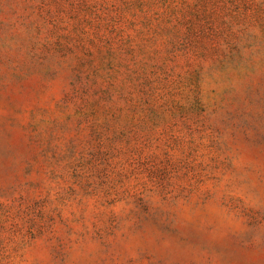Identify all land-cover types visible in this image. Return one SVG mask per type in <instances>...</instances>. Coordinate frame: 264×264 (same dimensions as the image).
Instances as JSON below:
<instances>
[{
	"label": "rangeland",
	"instance_id": "374dc122",
	"mask_svg": "<svg viewBox=\"0 0 264 264\" xmlns=\"http://www.w3.org/2000/svg\"><path fill=\"white\" fill-rule=\"evenodd\" d=\"M0 264H264V0H0Z\"/></svg>",
	"mask_w": 264,
	"mask_h": 264
}]
</instances>
